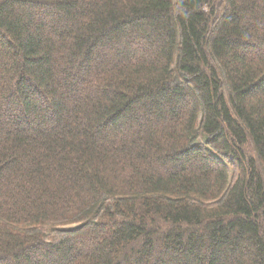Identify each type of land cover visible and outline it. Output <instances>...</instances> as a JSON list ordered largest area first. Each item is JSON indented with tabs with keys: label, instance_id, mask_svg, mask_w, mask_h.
Here are the masks:
<instances>
[{
	"label": "trees",
	"instance_id": "obj_1",
	"mask_svg": "<svg viewBox=\"0 0 264 264\" xmlns=\"http://www.w3.org/2000/svg\"><path fill=\"white\" fill-rule=\"evenodd\" d=\"M0 264H264V0H0Z\"/></svg>",
	"mask_w": 264,
	"mask_h": 264
},
{
	"label": "rangeland",
	"instance_id": "obj_2",
	"mask_svg": "<svg viewBox=\"0 0 264 264\" xmlns=\"http://www.w3.org/2000/svg\"><path fill=\"white\" fill-rule=\"evenodd\" d=\"M133 48V46H131ZM229 172H231V169L229 168Z\"/></svg>",
	"mask_w": 264,
	"mask_h": 264
}]
</instances>
